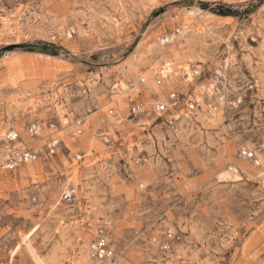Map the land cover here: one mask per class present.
<instances>
[{
    "label": "rangeland",
    "instance_id": "obj_1",
    "mask_svg": "<svg viewBox=\"0 0 264 264\" xmlns=\"http://www.w3.org/2000/svg\"><path fill=\"white\" fill-rule=\"evenodd\" d=\"M11 129L38 157L6 170ZM243 147L264 162V0H0V264H264Z\"/></svg>",
    "mask_w": 264,
    "mask_h": 264
},
{
    "label": "built area",
    "instance_id": "obj_2",
    "mask_svg": "<svg viewBox=\"0 0 264 264\" xmlns=\"http://www.w3.org/2000/svg\"><path fill=\"white\" fill-rule=\"evenodd\" d=\"M219 90L218 88H216ZM220 92V91H218ZM221 93V92H220ZM221 100L226 99V94H221L219 96ZM180 104V97L177 92H173L170 94L169 102H160L157 104V110L162 113L167 110H170L172 107H176ZM196 108L194 102L188 103L189 112L192 113ZM132 112L135 114L141 112V106L139 104H134L132 107ZM28 133L37 134L36 125L30 126L28 129ZM20 134L17 130L11 129L8 133H6L4 137V141L6 142V148L8 151L5 154V160L2 164V168L6 170H15L21 164H25L35 160L38 157V152L32 148L21 149L20 147H16V144L19 142ZM13 144V145H12ZM240 154L243 158L252 162L255 166L261 168L262 173H264V162L262 160L261 154L259 150L254 147H243L240 150ZM74 190H67L65 193L66 198L72 197ZM91 252L92 256L101 261H109L113 260L116 256L115 249L112 247L109 238L108 232L104 225L98 227L96 231V235L91 242Z\"/></svg>",
    "mask_w": 264,
    "mask_h": 264
},
{
    "label": "trees",
    "instance_id": "obj_3",
    "mask_svg": "<svg viewBox=\"0 0 264 264\" xmlns=\"http://www.w3.org/2000/svg\"><path fill=\"white\" fill-rule=\"evenodd\" d=\"M200 3L202 5L203 9H209L215 14H218L221 16L236 15V11L231 10L229 7L227 8V7H224L223 5H217V7L210 8V6H211L210 3H208V2H200ZM41 50L56 55L55 52H51L47 48H41Z\"/></svg>",
    "mask_w": 264,
    "mask_h": 264
},
{
    "label": "bare ground",
    "instance_id": "obj_4",
    "mask_svg": "<svg viewBox=\"0 0 264 264\" xmlns=\"http://www.w3.org/2000/svg\"><path fill=\"white\" fill-rule=\"evenodd\" d=\"M90 255L92 256V252L90 251ZM92 258H93V256H92ZM112 264H113V262H112ZM115 264V263H114Z\"/></svg>",
    "mask_w": 264,
    "mask_h": 264
}]
</instances>
